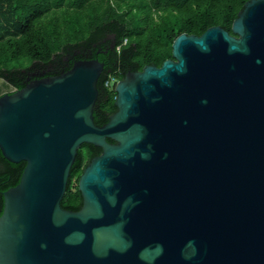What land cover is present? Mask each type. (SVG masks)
I'll return each mask as SVG.
<instances>
[{"label": "water", "instance_id": "1", "mask_svg": "<svg viewBox=\"0 0 264 264\" xmlns=\"http://www.w3.org/2000/svg\"><path fill=\"white\" fill-rule=\"evenodd\" d=\"M232 31L179 33L172 57L119 78L101 125L97 58L0 94V150L25 162L3 192L0 264H264V0ZM84 142L101 152L66 209Z\"/></svg>", "mask_w": 264, "mask_h": 264}, {"label": "trees", "instance_id": "2", "mask_svg": "<svg viewBox=\"0 0 264 264\" xmlns=\"http://www.w3.org/2000/svg\"><path fill=\"white\" fill-rule=\"evenodd\" d=\"M246 1L0 0V78L20 88L33 76L58 74L75 60L96 57L103 69L93 117L101 125L116 110L115 90L104 85L108 72L116 69L122 78L146 64L161 65L172 57V41L181 32L199 35L220 25L233 33L232 22ZM26 59L30 61L24 65ZM100 152L92 143L78 147L62 207L80 208L79 176ZM24 165L23 160L11 162L0 150V214L3 192L19 181Z\"/></svg>", "mask_w": 264, "mask_h": 264}, {"label": "built area", "instance_id": "3", "mask_svg": "<svg viewBox=\"0 0 264 264\" xmlns=\"http://www.w3.org/2000/svg\"><path fill=\"white\" fill-rule=\"evenodd\" d=\"M119 80V77L117 75V70H112L108 72L104 85L109 89V90H114L116 82Z\"/></svg>", "mask_w": 264, "mask_h": 264}, {"label": "rangeland", "instance_id": "4", "mask_svg": "<svg viewBox=\"0 0 264 264\" xmlns=\"http://www.w3.org/2000/svg\"><path fill=\"white\" fill-rule=\"evenodd\" d=\"M30 60L26 59L22 61L24 65L28 64ZM15 65H18L17 63H14ZM19 66V65H18ZM14 87L7 83L4 79L0 78V94L13 90Z\"/></svg>", "mask_w": 264, "mask_h": 264}, {"label": "flooded vegetation", "instance_id": "5", "mask_svg": "<svg viewBox=\"0 0 264 264\" xmlns=\"http://www.w3.org/2000/svg\"><path fill=\"white\" fill-rule=\"evenodd\" d=\"M89 58H92V57H89ZM93 58H96V57H93ZM62 72V71H61ZM49 75H54V74H47V75H45V76H49ZM41 76V75H40ZM39 76V77H40ZM43 76H44V74H43ZM34 78H36V77H38V76H33ZM32 79V78H31Z\"/></svg>", "mask_w": 264, "mask_h": 264}]
</instances>
